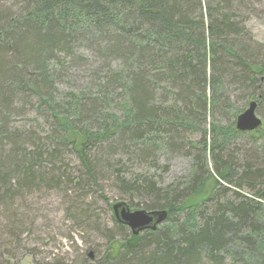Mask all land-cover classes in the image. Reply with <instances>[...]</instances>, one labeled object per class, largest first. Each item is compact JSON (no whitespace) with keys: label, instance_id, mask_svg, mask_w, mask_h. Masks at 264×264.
I'll return each mask as SVG.
<instances>
[{"label":"trees","instance_id":"16d2710c","mask_svg":"<svg viewBox=\"0 0 264 264\" xmlns=\"http://www.w3.org/2000/svg\"><path fill=\"white\" fill-rule=\"evenodd\" d=\"M263 4L0 6V264H21L31 197L52 192L98 240L92 257L52 264H264V125L236 129L251 102L264 119V43L249 28ZM77 67L90 70L83 84ZM179 156L189 171L166 183ZM107 181L166 221L133 235L105 212Z\"/></svg>","mask_w":264,"mask_h":264},{"label":"rangeland","instance_id":"374dc122","mask_svg":"<svg viewBox=\"0 0 264 264\" xmlns=\"http://www.w3.org/2000/svg\"><path fill=\"white\" fill-rule=\"evenodd\" d=\"M7 3V4H6ZM15 0H0V6H11ZM263 12L260 16L252 18L249 22V28L252 31L256 40L264 43V4L261 8ZM75 69V80L78 83H84L91 76L90 70L82 67ZM257 116L264 122V119L257 114ZM264 125V124H263ZM164 158L162 162H164ZM170 171L164 176L166 183H170L176 177L185 175L190 168V160L185 157H175L170 165ZM161 170L157 174H161ZM108 186V197H113L110 200L111 211L107 212V216L111 212L114 215L113 207L118 204H125L129 207L131 212L146 211L145 209L132 208L125 200L116 198V192L113 189L111 181L104 183ZM31 202L36 210V226L32 232L23 236V243L21 245V264H52L55 260H73L82 259V256L87 253L92 257L94 245L98 242L94 234L83 230L77 226L66 213L67 204L63 203V198L60 194L52 192L51 194H40L31 197ZM99 208L105 209L103 204H98ZM103 205V206H102ZM100 211V210H99ZM105 214V213H103ZM106 216V214H105ZM163 224V223H162ZM160 226V225H159ZM129 228V227H128ZM137 244V239L131 240L128 245L134 246ZM121 251L120 241L113 242L108 247L109 258L114 259Z\"/></svg>","mask_w":264,"mask_h":264},{"label":"water","instance_id":"95a60500","mask_svg":"<svg viewBox=\"0 0 264 264\" xmlns=\"http://www.w3.org/2000/svg\"><path fill=\"white\" fill-rule=\"evenodd\" d=\"M263 126V121L257 116V104L251 102L249 107L237 118L236 129L239 132H253ZM116 219L129 227L133 235L137 236L146 230L155 231L168 217L167 211L131 212L125 204L113 207Z\"/></svg>","mask_w":264,"mask_h":264}]
</instances>
